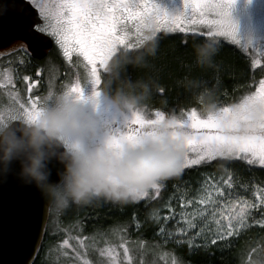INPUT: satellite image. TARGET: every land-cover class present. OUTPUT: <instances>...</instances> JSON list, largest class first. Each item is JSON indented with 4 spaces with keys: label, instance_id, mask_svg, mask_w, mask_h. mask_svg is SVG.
Segmentation results:
<instances>
[{
    "label": "snow or ice",
    "instance_id": "snow-or-ice-1",
    "mask_svg": "<svg viewBox=\"0 0 264 264\" xmlns=\"http://www.w3.org/2000/svg\"><path fill=\"white\" fill-rule=\"evenodd\" d=\"M232 2L233 0H182V10L169 15L149 0H142V3L131 6L123 3V0H59L55 5L45 0H27V3L25 0H4L0 4V20H11L13 30L19 33L15 37L14 50L26 52V48H32L33 42L40 39L39 34L46 33L54 39L62 58L70 67L79 70L83 65L86 70V86L81 84L77 76L75 81H69L63 86L62 92L84 100L100 94L103 83L101 73H104L113 53L118 49L131 50L141 42L144 22L148 18L154 25L157 39H161L163 33H175L179 39L185 41V48L189 38L209 39L218 46L219 38H223L240 45L229 15ZM33 9L38 10L39 18ZM129 22H134L131 27ZM73 56L76 57L75 60ZM261 62L253 60L252 66L255 67ZM17 63L23 64L24 61L21 58ZM41 72L42 69L37 67L34 76L40 77ZM20 80L28 82V92H34L38 81L29 75H23ZM9 86L14 87L13 77L6 74L0 80V88L7 90ZM163 93L165 89L161 88V94ZM8 94L13 99L14 108L7 113L0 111V120L35 118L39 114L41 102L46 98L50 99L53 90L50 82L46 96L36 95L23 102L19 93ZM154 117L145 115L143 109L134 111L124 123H118L113 128L112 143L119 145L123 141L154 136L157 127L165 124L173 130L174 138L183 134L185 145L181 168L172 177L180 176L191 166L207 165L213 160H217V163L238 160L250 166L264 168V79L259 81L257 91L245 96L240 103L221 106L211 113L199 116L197 109L193 107L187 110L186 115L182 112L179 117L173 114L166 118L161 111H156ZM176 129H180V133ZM190 152L194 155L190 156ZM234 181L235 177L231 173H226L220 180H205L195 198L182 199L180 216L186 228L180 227L178 232L184 234L186 230L200 228L199 232H192L187 241L189 244H193L195 238L203 236L204 247L208 243L216 245L218 241H225L226 237L240 236L243 230L253 225L264 230V186H254L255 199L249 201L241 195H234ZM164 187L163 182L155 185L137 202L154 200L161 195ZM189 205L197 206L195 213L184 211ZM199 205L204 207L200 208ZM165 206L174 216L171 204L167 203ZM209 207L211 211H208ZM152 215L159 219L156 211ZM197 217L200 218V224L196 222ZM169 218L165 216L163 219L167 221ZM209 220L211 225L207 230L211 232L210 240L205 235L204 227ZM137 226H140L138 222ZM211 226H215L214 231ZM160 235L167 241L171 233L167 232L165 226H161ZM68 243L67 239L63 241L64 245ZM252 251L256 249L253 248ZM128 253L129 249L125 247L126 257ZM172 264H176V261ZM244 264H264V252L255 260L248 254Z\"/></svg>",
    "mask_w": 264,
    "mask_h": 264
},
{
    "label": "clouds",
    "instance_id": "clouds-1",
    "mask_svg": "<svg viewBox=\"0 0 264 264\" xmlns=\"http://www.w3.org/2000/svg\"><path fill=\"white\" fill-rule=\"evenodd\" d=\"M144 25L135 48L118 49L109 59L98 96L82 100L61 91L42 101L33 119L0 120V179L15 175L24 185L34 186L47 207L61 212L96 200L136 202L179 172L185 154L183 134L174 138L165 124L154 136L119 145L111 140L118 123L150 105L161 88L167 91L159 75L161 41L150 18ZM219 55V46L211 40L192 43L185 53L189 72L175 81L205 114L216 110L217 97L201 73L215 70ZM54 163L60 166L55 181Z\"/></svg>",
    "mask_w": 264,
    "mask_h": 264
},
{
    "label": "trees",
    "instance_id": "trees-1",
    "mask_svg": "<svg viewBox=\"0 0 264 264\" xmlns=\"http://www.w3.org/2000/svg\"><path fill=\"white\" fill-rule=\"evenodd\" d=\"M202 40L209 39L189 38L185 48V41L179 39L177 34H162L159 75L162 82L167 85V91L144 107L145 113L161 111L166 116L175 114L178 117L182 112L187 113V110L193 107L198 112H202L201 106L195 102L192 94L175 84L178 78L189 72L185 53L192 43ZM219 48L220 55L217 57L216 69L201 73L204 81L216 91L217 108L235 104L251 93L259 81L264 79V57L261 65L253 67L251 57L232 44L220 40ZM49 59L63 70L62 62L58 59L56 61L53 57L52 49L41 61L25 55L24 63L16 66L18 76H33L37 67L43 69ZM226 173H231L235 177V189L243 188L249 191L254 186H264V168H253L238 160L221 163L213 160L207 165L188 168L180 176L164 181L165 187L161 190V195L154 200H141L129 204L96 200L87 205L73 204L59 213L58 222L60 227L77 229L84 237L99 236L113 229L124 231L132 240L147 246H157L166 251L178 264H240L248 254L250 247H246L248 243L264 241V230L261 228H251L244 236L227 245L218 243L206 248L188 249L186 245L177 246L174 243L162 245L157 236L162 221L152 218L153 211L163 212L165 205L173 196L182 192L192 194L206 178L219 177ZM53 216L50 210V220ZM50 224L51 222L47 225L43 245L35 259V264H48L43 261V252L47 245L57 241L55 237L49 235Z\"/></svg>",
    "mask_w": 264,
    "mask_h": 264
},
{
    "label": "rangeland",
    "instance_id": "rangeland-1",
    "mask_svg": "<svg viewBox=\"0 0 264 264\" xmlns=\"http://www.w3.org/2000/svg\"><path fill=\"white\" fill-rule=\"evenodd\" d=\"M45 2L55 5L59 2V0H45ZM149 2L157 4L160 9L168 12L169 15L178 13L180 10H182L183 7L182 0H149ZM123 3L131 6L133 4L142 3V0H123ZM135 10L139 11V9ZM229 15L233 25L235 26L236 36L240 42V45L232 44L229 41L224 40L223 38L219 39L221 41L232 44L240 51L249 55L252 61H262L264 57V0H233L232 6L229 9ZM133 23L134 22H129V27H131ZM43 34L47 35L46 33ZM49 37L53 41V57L56 61L58 59V61L62 62L63 70H60L54 64L55 62L52 59L47 60L45 62V67L42 69L44 73L41 72L40 77H36L34 75L30 76L34 80L38 81V83L34 92H28L26 90L28 82H21L16 67L17 65H22L17 62L21 58L24 61V56L26 54L23 53L19 55L18 52H16L10 56L0 59V80H2L6 74L11 75L13 77L14 84V87L9 86L7 90L4 88H0V111L7 113L9 110L14 108L13 99L9 96V92H12L13 95L19 93V96L22 98L23 102L30 100L36 95L46 96L49 91L50 82L52 85L53 93L61 92L63 86L66 85L69 81H75L77 79V76H79L81 84L86 86V70L83 68V65H81L79 70L74 67H70L69 64L62 58L59 47L58 45H56L54 39L51 36ZM73 59L75 60L76 57L73 56ZM80 59L82 60V58ZM258 88L259 84H257L254 90L248 95L254 94ZM241 100H239L235 104L240 103ZM155 112H152L150 114L145 113V115L150 116L151 118H155ZM184 114L186 115V113ZM201 114L205 113L198 112V116ZM165 117L167 118L170 116L165 115ZM189 155H194V153L190 152ZM196 166L199 165L191 167ZM250 167L261 168L258 165H251ZM223 176H225V174L219 177H209L205 180H211L212 178L220 180V178ZM204 181L199 185L194 193L188 194L182 192L172 197L169 203L172 206V212L174 213V216L172 213H170L168 207H166L161 213L157 212L159 219L154 218L152 215L153 219L161 220V226H165L167 232L171 233V235L168 236L167 241H165L164 238L160 235V230L158 231L157 236L159 237L162 245L174 243L177 246L186 245L188 249L206 248L204 247L205 240L203 236L195 238L193 244H189L187 242L191 238L192 232L200 231L199 227L194 230H186L184 234L178 232V229L180 227L186 228V225L184 224L180 216L182 199L195 198L198 194V190L203 186ZM232 191L234 195H241L244 199H247L249 201L255 199V196L253 195V188L252 190L248 191L247 189L243 188L235 189V186L233 185ZM198 207L202 208L204 206L199 205ZM196 209L197 206L189 205L186 209H184V211L188 213H195ZM51 210L54 216L51 220L49 218L50 221L48 223L51 222L49 235L51 237H55L57 241H53V243L47 245V248L43 252V261L48 264H172L173 261H176L171 258L173 256L166 251L158 248L157 246H147L144 243L132 240L128 234H125V232L121 230L113 229L108 232L101 233L99 234V236L84 237L80 235V232L77 229L70 227H60L58 222V216L60 212H56L53 209ZM208 211H211V207H209ZM253 214H255V210ZM165 216H169L170 218L165 221L163 219ZM196 222L200 224L199 217L196 218ZM210 225V220L206 225H204L205 235L209 237V240L211 239V232H209L207 229ZM211 228L212 231L215 230V226H211ZM251 228L260 227L253 225L250 228L243 230L240 236L232 238L226 237L225 241H218L217 244L222 243L224 245H227L229 243H233L240 237L244 236ZM65 239L68 240V245L63 244V241ZM81 239L83 240V243H81ZM177 240H180L181 242L176 243L175 241ZM208 246H212V244L208 243L207 247ZM248 246H250L248 248V254L252 256L253 260L259 258L261 253L264 252V241L262 242L257 240L252 244L248 243L246 247ZM125 247L129 249L127 257L124 254ZM253 248H255L256 251L253 252ZM247 255L245 259L240 262V264H244L247 259ZM176 264L178 263L176 262Z\"/></svg>",
    "mask_w": 264,
    "mask_h": 264
},
{
    "label": "water",
    "instance_id": "water-1",
    "mask_svg": "<svg viewBox=\"0 0 264 264\" xmlns=\"http://www.w3.org/2000/svg\"><path fill=\"white\" fill-rule=\"evenodd\" d=\"M33 12L39 18L38 11L33 9ZM18 34L11 20H0V59L18 52L13 48ZM39 35L40 39L24 52L36 61L45 59L53 48L49 36ZM59 167L52 165L53 181ZM50 210L34 186L24 185L12 174L0 179V264H33L43 245Z\"/></svg>",
    "mask_w": 264,
    "mask_h": 264
}]
</instances>
